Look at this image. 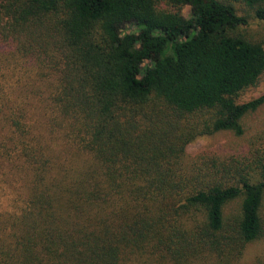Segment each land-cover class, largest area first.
Here are the masks:
<instances>
[{
	"label": "trees",
	"instance_id": "trees-1",
	"mask_svg": "<svg viewBox=\"0 0 264 264\" xmlns=\"http://www.w3.org/2000/svg\"><path fill=\"white\" fill-rule=\"evenodd\" d=\"M247 24L221 0H0V264H243L264 156L186 151L264 104L239 101L264 75Z\"/></svg>",
	"mask_w": 264,
	"mask_h": 264
},
{
	"label": "rangeland",
	"instance_id": "rangeland-1",
	"mask_svg": "<svg viewBox=\"0 0 264 264\" xmlns=\"http://www.w3.org/2000/svg\"><path fill=\"white\" fill-rule=\"evenodd\" d=\"M233 6L240 16L246 17L248 24L240 28V33L246 38L264 44V20L256 16L255 9L243 3L231 0H221ZM183 13L186 18L191 16V8L185 7ZM264 95V75L259 84L243 92L240 102H248ZM245 133L236 136L229 131H223L211 136H203L192 142L186 151L187 159L192 160L199 155H217L223 159L252 161L264 156V104L255 112L246 116L243 121ZM240 211V202L236 201L226 207V216L231 217ZM255 255H264V241L252 245L243 260V264H251Z\"/></svg>",
	"mask_w": 264,
	"mask_h": 264
}]
</instances>
